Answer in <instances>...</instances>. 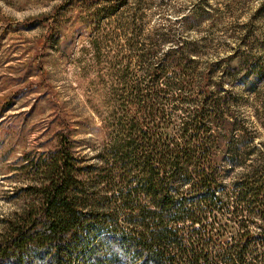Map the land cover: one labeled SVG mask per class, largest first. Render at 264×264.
I'll use <instances>...</instances> for the list:
<instances>
[{"label": "trees", "instance_id": "trees-1", "mask_svg": "<svg viewBox=\"0 0 264 264\" xmlns=\"http://www.w3.org/2000/svg\"><path fill=\"white\" fill-rule=\"evenodd\" d=\"M99 42L90 39L98 56ZM182 49L150 63L145 47L143 79L114 93L120 109L104 123L99 164L76 154L69 130L29 159L25 198L0 219V264H264V145L234 131L226 97L189 71ZM167 98L186 112L173 131Z\"/></svg>", "mask_w": 264, "mask_h": 264}, {"label": "rangeland", "instance_id": "rangeland-1", "mask_svg": "<svg viewBox=\"0 0 264 264\" xmlns=\"http://www.w3.org/2000/svg\"><path fill=\"white\" fill-rule=\"evenodd\" d=\"M116 1L0 0V219L25 198L17 188L32 176L29 159L53 147L58 132L70 131L86 163H100L96 154L110 129L104 123L118 106L114 93L122 82L143 79L145 47L153 63L181 45L192 57L189 71L226 97L239 119L234 131L252 135L248 145H264V0H125L106 14ZM167 75L176 79L170 69ZM162 104L165 126L180 128L183 104Z\"/></svg>", "mask_w": 264, "mask_h": 264}]
</instances>
